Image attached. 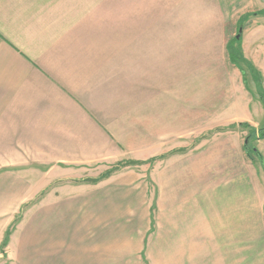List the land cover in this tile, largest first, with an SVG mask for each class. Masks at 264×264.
I'll return each mask as SVG.
<instances>
[{
	"label": "rangeland",
	"instance_id": "rangeland-1",
	"mask_svg": "<svg viewBox=\"0 0 264 264\" xmlns=\"http://www.w3.org/2000/svg\"><path fill=\"white\" fill-rule=\"evenodd\" d=\"M55 7L46 10L55 22L87 17L109 25L110 38L120 27L125 37H154L158 86L142 90L148 103L140 123L110 135L122 140L110 141L108 156L13 173L28 188L14 186L21 205H0L7 218L12 213L0 234V264H251L252 257L264 264V169L243 150L248 130L238 126L246 121L255 130L250 145L264 157L257 134L264 105L247 67L225 50L239 16L264 9V0H56ZM240 27L235 45L261 72L264 89V13ZM168 76L174 83L166 95L160 83ZM182 86L189 109L202 107L177 117L187 125L176 118ZM166 96L173 97L169 111ZM225 229L232 234L226 247Z\"/></svg>",
	"mask_w": 264,
	"mask_h": 264
},
{
	"label": "crops",
	"instance_id": "crops-1",
	"mask_svg": "<svg viewBox=\"0 0 264 264\" xmlns=\"http://www.w3.org/2000/svg\"><path fill=\"white\" fill-rule=\"evenodd\" d=\"M55 1L0 0L1 206L23 203L21 192L13 202V189H27L28 182L23 186L22 178L13 173H27L29 166L89 163L108 156L110 141L122 140L110 135L131 133L130 127L140 123L142 104L148 103L142 99V90L158 86L154 37H125L124 28L118 27V36L110 38L109 25L87 21V17L55 22L46 16V10H58ZM84 10L90 19L92 7ZM164 47L165 51L169 44ZM168 77L160 83L166 95L172 94L174 83ZM180 78L176 86L182 85ZM187 89L178 88L181 100H177L176 118L191 110L188 97L182 96ZM171 97L166 96V111L173 108ZM154 99L155 95L150 98ZM200 109L198 104L191 111ZM127 118L132 121L126 124ZM116 119L129 128L124 129ZM177 121L178 125L188 122L182 117ZM6 213H0L4 215L0 218L2 236L12 221L11 210L8 218ZM225 231L226 247L232 234Z\"/></svg>",
	"mask_w": 264,
	"mask_h": 264
},
{
	"label": "trees",
	"instance_id": "trees-1",
	"mask_svg": "<svg viewBox=\"0 0 264 264\" xmlns=\"http://www.w3.org/2000/svg\"><path fill=\"white\" fill-rule=\"evenodd\" d=\"M259 13H264V9L260 10V11H255L252 13H244L242 15L239 16L238 20H237V25L238 28L241 26V24L248 19L250 16L252 15H257ZM236 37H232L230 38L227 43H226V51L228 54V58L230 60L231 63L236 64L237 62H241L243 65H245L251 75V78L254 82V85L256 86V91L258 92V98L261 101V103L264 105V89H262L261 87V83H262V75L261 72L253 65V63L248 60L247 58H245L237 49L235 42H236ZM240 39H238L237 41H239ZM242 73H244L243 69H240ZM238 126L241 127L242 129H247L248 133L245 136V140L243 142V150L244 151H249L251 150L254 155L259 159V162L262 165V168L264 169V157L261 155V153L257 150L256 153L254 152L253 145H250V141L253 139L252 137V133L255 132V130L247 123V122H239ZM257 134L259 136V138L264 139V126L260 127L257 129ZM264 210V207H263ZM9 230H7L5 232L4 238L2 240V245L6 246V244L8 243V239H9ZM1 245V246H2Z\"/></svg>",
	"mask_w": 264,
	"mask_h": 264
},
{
	"label": "water",
	"instance_id": "water-1",
	"mask_svg": "<svg viewBox=\"0 0 264 264\" xmlns=\"http://www.w3.org/2000/svg\"><path fill=\"white\" fill-rule=\"evenodd\" d=\"M241 27L238 28V34L236 35V39H239L240 38V33H241ZM254 152L256 153L257 149L256 148H253ZM264 207V205H263Z\"/></svg>",
	"mask_w": 264,
	"mask_h": 264
}]
</instances>
